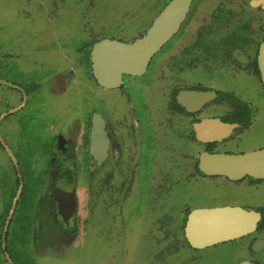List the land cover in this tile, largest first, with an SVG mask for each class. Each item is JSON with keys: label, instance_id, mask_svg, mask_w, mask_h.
<instances>
[{"label": "flooded vegetation", "instance_id": "1", "mask_svg": "<svg viewBox=\"0 0 264 264\" xmlns=\"http://www.w3.org/2000/svg\"><path fill=\"white\" fill-rule=\"evenodd\" d=\"M194 1L178 31L149 59L144 72L123 75L115 88L96 82L91 50L104 38L95 36L88 24L80 26L87 40L78 47L55 36L42 50L36 49L34 59L27 58L26 66L20 65L26 46H13L8 35L5 41L0 37V264L56 259L50 254L73 246L78 235L88 237L96 224L107 226V219H180L170 234L180 246L194 249L185 233L191 212L222 207L255 214L252 229L195 250L229 244L234 253L231 264H264V178L246 175L229 180L199 171L202 152L240 156L264 150H229L240 148L259 110L225 81L229 77L236 85L239 78L241 90L264 100L257 63L264 41V0H249L241 14L207 7L202 10L207 18L186 28L190 39L184 54L164 55L174 47L170 40L183 24L192 23L193 15L188 16ZM206 1L202 0L204 6ZM241 51L244 54H237ZM244 57L249 60L241 61ZM196 68L214 80L218 77L222 88L190 81L187 76ZM183 92L208 93L209 99L195 101L188 110L177 100ZM96 116L104 136L95 133ZM204 120L233 128L220 139L200 141L194 127ZM211 128L222 132V127ZM190 159L195 160L193 167ZM171 175L178 177L172 181ZM181 178L194 180L197 189L206 180L221 179L220 186L232 185L227 189L232 203L187 204L179 210L174 207L170 215L166 199ZM109 232L112 228H104L102 236L112 243Z\"/></svg>", "mask_w": 264, "mask_h": 264}, {"label": "rangeland", "instance_id": "2", "mask_svg": "<svg viewBox=\"0 0 264 264\" xmlns=\"http://www.w3.org/2000/svg\"><path fill=\"white\" fill-rule=\"evenodd\" d=\"M165 1L0 0V37L5 41L8 35L9 39L13 41L11 42L13 46H26L24 55L21 57L24 60L20 64L26 66L29 61L34 59L36 49L38 51L42 50V46H47L56 39L55 36L70 40L67 41L68 44L72 42L74 47H78L83 41L87 40L86 34L83 36L80 31V26L83 24H88L87 26L94 31L95 36L131 43L138 39L143 31L149 27L155 16L163 8ZM248 1L209 0L205 2L206 5L204 6L202 0H195L188 16L190 18L193 15L192 23L188 22L186 27L183 24L180 33H177L178 35L176 34L170 40V46L174 45V47H170L168 50L165 49L167 53H164V55L179 56L184 54L185 48L188 46V44L185 45V42L190 39L186 28L191 29V26L197 25L199 18L206 19L207 17L203 11L207 7L230 8L234 12L239 11L241 14ZM207 12L209 13V10ZM263 23L262 21L261 24ZM15 38L17 42H15ZM165 50L158 54L153 61L155 64L160 62L158 57L163 55ZM55 53L53 52V54ZM237 54L242 55L244 53L241 51ZM27 58H29V61ZM247 58L244 57L241 61L249 60ZM224 76L225 74L220 78H224ZM187 78L202 85L222 88L217 79L218 77H215L216 80H214L211 75L204 73L200 68L190 72ZM225 81L228 87L236 88L234 91L237 96L253 104L259 110V115L253 122V126L240 140V144H242L240 148H230L229 150L238 153L264 147V100L258 99L252 92L241 90L240 85L242 84L239 78V84L236 85L232 84L229 77ZM149 100H151V97H149ZM190 161L193 167V161L195 162V160L190 159ZM175 166L177 167V165ZM175 166L173 171L176 170L177 172L179 169ZM177 177L171 175L170 179L172 178L173 181ZM179 183L180 186L177 189L174 187L170 189L169 198L166 197L170 211L174 207L177 210L182 209L187 204L209 207L232 203L230 190H227L232 185L220 186L224 184L221 179L206 180L202 183L200 189L194 186L196 184L194 180L186 181L183 178ZM163 203L165 201H161V204ZM155 204H158V201ZM172 212H170V215ZM179 212L176 211V214H179ZM179 221L180 219H107V226L101 223L96 224L93 233L89 234L88 237L78 235L73 246L68 245L66 248L61 246L55 253L50 254L56 259L47 256L41 260V264L232 263L234 253L231 252V248H233V245L225 244L203 250L180 246L181 244L177 239L170 234V231L176 230ZM106 227L112 228L111 233H106L112 243H107L103 239L102 233ZM106 231H108V228ZM263 259L264 255H262Z\"/></svg>", "mask_w": 264, "mask_h": 264}, {"label": "water", "instance_id": "3", "mask_svg": "<svg viewBox=\"0 0 264 264\" xmlns=\"http://www.w3.org/2000/svg\"><path fill=\"white\" fill-rule=\"evenodd\" d=\"M193 0H171L155 18L142 38L131 43L103 39L91 50V64L96 82L104 88L117 87L123 75H140L149 59L178 31L180 23ZM258 69L264 86V41L257 54ZM208 93H179V105L205 103ZM190 110L189 108H187ZM213 126L222 127V132ZM233 126H222L218 121L204 120L194 127L200 141L217 140L232 131ZM95 133L104 136L98 116L95 118ZM199 171L206 176L218 175L235 180L243 176L264 178V150L249 152L240 156L233 154L202 152L199 157ZM234 207L199 209L191 212L186 224V240L194 248H202L244 235L252 229L256 219Z\"/></svg>", "mask_w": 264, "mask_h": 264}]
</instances>
